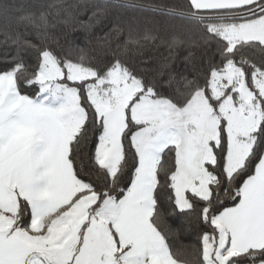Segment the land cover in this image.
<instances>
[{
	"label": "snow or ice",
	"instance_id": "1",
	"mask_svg": "<svg viewBox=\"0 0 264 264\" xmlns=\"http://www.w3.org/2000/svg\"><path fill=\"white\" fill-rule=\"evenodd\" d=\"M0 264H264V0H0Z\"/></svg>",
	"mask_w": 264,
	"mask_h": 264
},
{
	"label": "trees",
	"instance_id": "2",
	"mask_svg": "<svg viewBox=\"0 0 264 264\" xmlns=\"http://www.w3.org/2000/svg\"><path fill=\"white\" fill-rule=\"evenodd\" d=\"M83 19H87V17H82ZM99 32V29L96 30ZM99 34L102 35V32ZM73 36H80L83 37V33H73ZM195 236L191 234H182L172 240V243L175 247H180L181 245H194L195 244Z\"/></svg>",
	"mask_w": 264,
	"mask_h": 264
}]
</instances>
